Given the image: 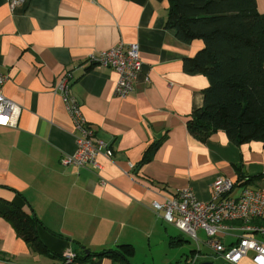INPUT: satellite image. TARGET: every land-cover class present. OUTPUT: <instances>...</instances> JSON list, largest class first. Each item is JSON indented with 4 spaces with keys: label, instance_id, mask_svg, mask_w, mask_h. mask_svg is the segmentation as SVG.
I'll return each instance as SVG.
<instances>
[{
    "label": "crops",
    "instance_id": "obj_1",
    "mask_svg": "<svg viewBox=\"0 0 264 264\" xmlns=\"http://www.w3.org/2000/svg\"><path fill=\"white\" fill-rule=\"evenodd\" d=\"M256 7L264 20V0ZM168 9V0H25L11 14L0 0L2 91L21 107L15 128L0 126V200L34 215L48 250L33 251L0 215V264H62L55 256L65 252L77 256L70 264H197L206 255L198 247L204 240L191 245L151 202L182 186L208 200L217 177L235 184L234 195L243 186L264 190L262 142L236 144L223 130L188 131L208 78L184 71L183 60L203 42L178 40L165 27ZM120 42L138 43L142 60L124 98L113 94L115 70L85 62L89 53ZM68 70L86 122L112 149L110 157L96 156L99 169L61 163L75 151L76 132L53 87ZM238 225L230 234L239 233ZM251 257L238 264H254Z\"/></svg>",
    "mask_w": 264,
    "mask_h": 264
},
{
    "label": "trees",
    "instance_id": "obj_2",
    "mask_svg": "<svg viewBox=\"0 0 264 264\" xmlns=\"http://www.w3.org/2000/svg\"><path fill=\"white\" fill-rule=\"evenodd\" d=\"M165 27L183 43L203 42L194 56L183 60L188 73L204 74L202 105L186 122L193 135L223 130L236 143L264 144V20L256 0H168ZM155 145L144 154L149 160ZM0 215L33 251L48 253L40 243L36 219L0 200ZM117 251L103 255L115 257ZM55 256V255H54ZM61 260V255H56ZM77 256H75L74 261ZM63 264V263H62Z\"/></svg>",
    "mask_w": 264,
    "mask_h": 264
},
{
    "label": "built area",
    "instance_id": "obj_3",
    "mask_svg": "<svg viewBox=\"0 0 264 264\" xmlns=\"http://www.w3.org/2000/svg\"><path fill=\"white\" fill-rule=\"evenodd\" d=\"M12 13L21 7L25 0H6ZM96 1V0H92ZM85 62L93 67H109L116 71L117 80L113 94L127 97L134 89L139 74L142 73V60L138 43H118L111 48L91 52ZM144 82L149 81L148 75ZM6 80L0 71V126H17L21 107L4 96L2 88ZM74 76L66 71L53 90L61 97L72 120L75 134V151L63 154L61 163L67 166L83 168L90 165L99 169L96 156L103 153L112 156V149L101 139L94 136L82 114L79 103L72 95ZM235 184L228 178L217 177L211 188L208 200H199L192 189L182 186L175 190H162L161 199L151 202V209L165 222L174 225L182 233L200 242L197 231L205 232V246L222 263L238 264L249 252L254 264H264V190L240 187L233 194ZM239 223V233L230 234L234 223ZM232 235L234 240L226 244L225 238ZM75 254L65 252L61 255L63 264L74 261ZM193 258V263H194Z\"/></svg>",
    "mask_w": 264,
    "mask_h": 264
},
{
    "label": "rangeland",
    "instance_id": "obj_4",
    "mask_svg": "<svg viewBox=\"0 0 264 264\" xmlns=\"http://www.w3.org/2000/svg\"><path fill=\"white\" fill-rule=\"evenodd\" d=\"M197 235H198L200 240H205V238H206L205 233H204L203 230H199ZM230 239H231V237L227 236L225 241L228 242V241H230ZM189 243L197 248V244H196V242L193 239L190 238L189 239ZM199 246H200V249L202 250V252L206 253V255L199 256L197 258V264L200 261H204V260L213 261L215 264H222V261L220 259H218L216 255L211 254L210 250L206 246H204L202 243L199 244L198 247ZM249 254H251V253L249 252Z\"/></svg>",
    "mask_w": 264,
    "mask_h": 264
},
{
    "label": "water",
    "instance_id": "obj_5",
    "mask_svg": "<svg viewBox=\"0 0 264 264\" xmlns=\"http://www.w3.org/2000/svg\"><path fill=\"white\" fill-rule=\"evenodd\" d=\"M83 250H84L85 254H87V255L89 254L88 250H86L84 248H83ZM198 264H215V263L213 261H210V260H204V261L199 262ZM222 264H227V263H222Z\"/></svg>",
    "mask_w": 264,
    "mask_h": 264
}]
</instances>
